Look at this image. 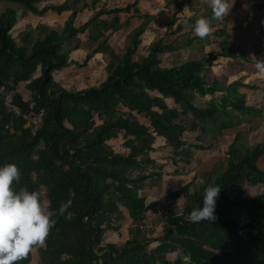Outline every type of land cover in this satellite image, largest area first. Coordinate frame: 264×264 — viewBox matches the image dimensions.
<instances>
[{"label": "trees", "instance_id": "1", "mask_svg": "<svg viewBox=\"0 0 264 264\" xmlns=\"http://www.w3.org/2000/svg\"><path fill=\"white\" fill-rule=\"evenodd\" d=\"M86 1L67 0L62 5L48 3L40 8L42 0H0L13 5L0 14V166L16 163L22 173L20 182H14L16 190L42 191L56 220L45 242L33 246L26 258L14 264H185L181 259H168L176 252H182L190 264H253L246 257L250 251L264 260V227L260 224L264 221V195L249 199L232 196L245 184H264L260 165L264 144L243 143L242 129L233 128L227 121L221 123L222 137L237 133L232 142L222 144L220 153L227 161L215 179L195 190L190 182L153 202L141 195L145 188L160 187L163 181L162 173L146 172L156 139L164 140L175 163L190 164L194 150L209 149L200 139L218 115L228 118L230 111H240L264 116L263 108L246 103L245 94L239 90L244 87L241 81L229 82V77L211 75L218 58L228 59L232 75L244 66L237 59L249 62L253 56L255 64L257 59H264V42L259 38L264 11L261 24L257 22L259 32L254 31L242 53L236 54V36L226 29L223 35L217 36L214 30L211 36L208 33L201 38L194 27L202 16L210 19L211 26L216 19L231 23L244 11L241 0H228L229 12L221 18H212L211 9L202 16H185L188 0H167L180 24L175 31L167 24L165 36L140 56L137 52L148 20L132 31L122 53L116 52L107 37L108 32L135 18L144 20L139 1L108 8L105 0H92L95 15L76 26L79 14L90 8ZM16 5L36 16L49 11L59 15L70 12V16L62 31L36 39L27 31L20 35L19 44L12 36L19 21ZM97 5H101L98 11ZM263 9L264 3L260 6ZM89 27L88 40L95 48L84 65L95 54L103 53L110 57L107 76L99 86L69 90L55 80L54 73L71 65L65 45L77 41ZM175 33L185 36L184 43L167 40ZM204 41H208V47L216 44L219 51L209 48L207 54L194 55L181 65L161 66L160 55L194 43L204 46ZM21 84L30 92L29 100L20 93ZM218 93H223L220 98L216 97ZM207 95L212 99L206 100ZM41 113L42 125L33 134L26 117ZM190 134L195 141L199 138L200 144L189 143ZM121 135L129 150L127 155L116 153L109 144ZM209 184L221 189L216 219L190 222L187 216L193 208L202 206L203 192ZM181 198L185 199L181 213H160L164 232L158 238L160 244L151 248L150 242L155 240L143 231L148 213L157 211L161 203ZM238 209H246L248 222L242 224L233 216ZM126 215L134 228L129 240L121 248L103 244L106 233L119 230Z\"/></svg>", "mask_w": 264, "mask_h": 264}, {"label": "rangeland", "instance_id": "2", "mask_svg": "<svg viewBox=\"0 0 264 264\" xmlns=\"http://www.w3.org/2000/svg\"><path fill=\"white\" fill-rule=\"evenodd\" d=\"M67 0H42L39 4L40 8L44 4L54 3L55 5H62ZM108 8H113L115 6H125L135 0H105ZM140 4V9L143 13L144 20L141 18H135L131 23L122 26L115 32H108L107 37L109 38V44L114 46L116 52L119 54L124 51L125 47L129 44V36L132 31L147 22L146 32L142 35V43L139 47L138 55L143 56L149 51L150 45L157 39L165 36L167 31V24H171L172 31L177 30L179 26V20L175 19L173 16L172 7H168L167 0H138ZM189 4L185 7L183 14L185 16H190L195 13L200 16L204 12L209 11L211 8L208 6L205 0H188ZM87 4L90 8L83 10L77 20L75 21L76 26H80L91 20L92 16L95 15L93 8V1L87 0ZM264 0H241V5L243 7V12H239L237 17L231 21V23H221L220 19H216L215 26L210 27L209 36L212 35L214 30L218 31V35H223V30H227L232 34L233 37L236 36V43L239 45V49L236 54H241L242 50L246 47L245 44L250 40L251 34L259 32L257 29V22L263 19V10H260V6L263 5ZM11 4L5 2L0 3V14L5 10V8ZM83 3L79 5L82 7ZM101 5L96 6V10H100ZM18 12V24L12 31V36L15 40H18L25 30H31L34 36L38 38H44L48 33L52 31L60 32L64 28V24L70 16V12H65L61 15L54 13L52 11L47 12L43 16L34 15L28 12L25 7L21 5L15 6ZM202 10V12L200 11ZM182 14V15H183ZM103 18L108 19L109 16H103ZM256 23V25H255ZM261 24V23H260ZM235 25V26H234ZM264 26V23L261 25ZM29 27V28H28ZM89 27L84 34L78 36V40L74 41L72 44L66 43L65 48L69 54L71 65L62 71L55 72V80L62 83L64 87L69 90H81L84 88H89L92 86H99L103 80L106 78V68L109 64L110 57L103 53L95 54L94 57L84 65L86 57L95 48V45L88 40V35L90 34ZM24 30V31H23ZM187 28H185L184 32ZM30 32V31H28ZM194 34V33H193ZM216 34V33H215ZM169 42H180L184 43L185 36L181 33H175L173 35L166 37ZM259 38L264 42V29L262 33H259ZM231 39V38H229ZM78 44L79 48L75 45ZM204 46L194 43L190 47H183L175 53H165L159 56L161 60V66L174 67L183 64L187 60L194 57V55L207 54L209 48L215 52L219 51V46L213 44L208 47V41H204ZM204 47V48H203ZM251 61L242 62V60L237 59L241 63V68L237 66L240 71L236 75H231L230 81H241L244 87H240L239 90L245 94L246 103L250 104L255 108L264 109V73H258L255 69V59L253 56L250 57ZM219 63H217L213 69L211 75L219 76L220 79H225L228 77L227 58H218ZM233 61V60H232ZM235 62V61H234ZM243 70V71H242ZM250 72V73H248ZM22 84L21 93L25 96V100H29L28 91ZM216 94L217 98L221 95ZM206 100L212 99L210 95L205 97ZM202 101V99H198ZM170 104H172L169 101ZM262 109V111H264ZM254 114V115H253ZM260 116V115H259ZM256 113L251 112H240V111H230V116L225 118L220 116L219 120H216L209 131L201 137V141L205 147L209 149L206 150H194V154L191 156L190 164L186 162L175 163L171 159L172 153L171 149L165 146L164 140L161 138L156 139L153 150L149 153V157L152 163L146 166V172L162 173L163 181L160 187L155 186L154 188H145L141 191V195L145 194L148 202H153L160 200L165 193L170 191H176L186 184L193 182L192 190L199 189L204 183L216 178L217 174L224 170L226 164V157L220 153L223 148V143L227 141L232 142L234 138V132L226 137L220 136L221 134V123L220 120L227 121L232 125L233 128L242 129V133L247 131L248 127L253 128L250 135V139L241 137V141L248 145H258L264 144V116L259 117ZM144 120V119H143ZM218 136V137H217ZM192 140L189 143H199V138L197 141L194 140V134H190ZM112 149L119 154L127 155L129 150L125 147V140L123 136H119L118 139L109 142ZM202 145V144H201ZM222 159H220V157ZM261 168L264 169V158L260 162ZM264 195V184H259L257 186H250L245 184L241 190L234 192L232 196L241 197L244 199L256 198L257 196ZM185 207V199L181 198L176 201L171 200L170 202L161 203L157 211H152L148 213V218L146 221V229L143 231L148 235L149 238L155 241L150 242V247L155 248L160 244L158 238L163 235L164 226L163 221L159 218L161 212L165 210H172L176 213H181ZM233 216L237 218L242 224L248 222L246 217V209H238L233 212ZM260 224L264 227V221H260ZM134 229L131 225V220L126 215V219L122 222L120 229L117 231H108L104 237L103 244L113 245L116 247H122L126 241L130 238V230ZM247 254V258L253 260V264H264L259 255L255 251H250ZM168 259L175 261L181 259L185 264H190L189 260L184 258L182 252H176L168 256Z\"/></svg>", "mask_w": 264, "mask_h": 264}, {"label": "clouds", "instance_id": "3", "mask_svg": "<svg viewBox=\"0 0 264 264\" xmlns=\"http://www.w3.org/2000/svg\"><path fill=\"white\" fill-rule=\"evenodd\" d=\"M207 3L212 18H221L229 12L228 0H207ZM210 27V19L202 16L196 19L194 32L203 38ZM255 69L258 73H264V59H257ZM21 175L16 163L0 166V264H14L26 258L33 246L45 242L56 223L42 191L16 190L14 182L18 184ZM220 192L219 186L209 184L203 192L202 206L193 208L187 219L194 223L215 220ZM63 210L62 204L60 211Z\"/></svg>", "mask_w": 264, "mask_h": 264}, {"label": "crops", "instance_id": "4", "mask_svg": "<svg viewBox=\"0 0 264 264\" xmlns=\"http://www.w3.org/2000/svg\"><path fill=\"white\" fill-rule=\"evenodd\" d=\"M16 8V7H15ZM37 17V16H36ZM29 28V27H28ZM24 31V30H23ZM28 31H30L31 32V30H28ZM24 32H26V30L24 31ZM23 32V33H24ZM32 33V35L34 36V34H33V32H31ZM35 37V39L37 38V36H34ZM14 38V37H13ZM15 39V38H14ZM16 42L17 43H19V44H21V40H20V36H18V40H16ZM227 70H228V77H231V75L233 74V72L230 70V69H228V67H227ZM25 85V84H24ZM21 86H22V84L20 85V87H19V91L21 90ZM25 87V86H24ZM20 93H21V91H20ZM22 94V96L24 97L25 95L23 94V93H21ZM28 96H29V98L31 97V94H30V92H28ZM218 94H220V93H218ZM220 116H223V115H218V119L217 120H219L220 119ZM224 117V116H223ZM216 121V120H215ZM215 121H212V122H210L209 123V125H208V129H207V131H209V134H210V128L212 127V125H213V123L215 122ZM218 123H222L221 122V120L218 122ZM253 131H255L253 128H251V127H248V129H247V131H245V133H243V135H244V138H246V139H250V135H251V133L253 132ZM220 136H222L221 134H220ZM218 137V136H217ZM224 137H226V136H224ZM223 137V138H224Z\"/></svg>", "mask_w": 264, "mask_h": 264}, {"label": "built area", "instance_id": "5", "mask_svg": "<svg viewBox=\"0 0 264 264\" xmlns=\"http://www.w3.org/2000/svg\"><path fill=\"white\" fill-rule=\"evenodd\" d=\"M17 114H19V110L16 107L12 108ZM43 115L42 113L39 114L38 116H34L32 118H28L26 117V119L28 120V126L31 127V130L33 132V134H35L38 129L41 127L42 122H43Z\"/></svg>", "mask_w": 264, "mask_h": 264}]
</instances>
